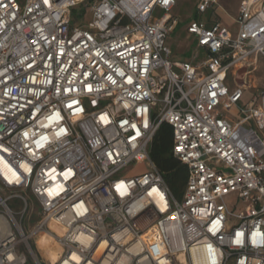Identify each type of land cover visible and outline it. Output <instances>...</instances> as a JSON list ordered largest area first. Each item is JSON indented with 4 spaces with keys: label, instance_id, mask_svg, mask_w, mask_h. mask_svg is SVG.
Segmentation results:
<instances>
[{
    "label": "built area",
    "instance_id": "obj_1",
    "mask_svg": "<svg viewBox=\"0 0 264 264\" xmlns=\"http://www.w3.org/2000/svg\"><path fill=\"white\" fill-rule=\"evenodd\" d=\"M218 2L178 61L176 0H0V264H264V79L244 106L223 81L264 71V0H240L235 33L203 19ZM161 124L180 199L149 158Z\"/></svg>",
    "mask_w": 264,
    "mask_h": 264
},
{
    "label": "rangeland",
    "instance_id": "obj_2",
    "mask_svg": "<svg viewBox=\"0 0 264 264\" xmlns=\"http://www.w3.org/2000/svg\"><path fill=\"white\" fill-rule=\"evenodd\" d=\"M230 1L233 2L234 0H230ZM197 5H198V0H176V6L172 10V14L178 18L179 24L166 39V46L171 52L172 60L183 61V60H188L190 57L191 48L194 45V40L192 37L186 34L185 29L188 22H190L191 20L197 17L196 16ZM83 8L84 6L82 5L72 10L73 20L76 25L86 24L91 21V13H89L88 10H86V15H85L84 14L85 10ZM224 22L228 23L229 25H232V21L227 17L224 18ZM233 27H232L233 33H235L237 31V27L234 25ZM239 76H241V78L234 79L232 78L231 72L229 71L223 76V81L229 92L235 89L236 81L239 83L243 82L244 84L245 83L247 84V87H244L243 89V98L240 102V105L244 106L252 97L257 96V94L261 89V83L264 79V71L261 66V63L258 62L254 66L253 70L250 69V74L245 80L242 78L243 73H241ZM225 114L230 116L234 114V111L232 110L229 112H225ZM243 117L244 116L241 115L237 119H234L233 123H241L240 120L243 119ZM148 169L149 168L147 162L144 161L134 166H130L127 170H125L122 173V176L125 178L137 176L148 171ZM228 203L232 204V201H228ZM230 208L232 209V207Z\"/></svg>",
    "mask_w": 264,
    "mask_h": 264
},
{
    "label": "trees",
    "instance_id": "obj_3",
    "mask_svg": "<svg viewBox=\"0 0 264 264\" xmlns=\"http://www.w3.org/2000/svg\"><path fill=\"white\" fill-rule=\"evenodd\" d=\"M172 130L161 124L149 146V158L161 174L165 184L175 198L180 199L188 177L187 168L172 155Z\"/></svg>",
    "mask_w": 264,
    "mask_h": 264
},
{
    "label": "crops",
    "instance_id": "obj_4",
    "mask_svg": "<svg viewBox=\"0 0 264 264\" xmlns=\"http://www.w3.org/2000/svg\"><path fill=\"white\" fill-rule=\"evenodd\" d=\"M239 2L240 0H234L233 2L230 0H219L218 4L216 6L211 7L208 12L204 15V17H202L208 22H219L221 25L233 32V25L236 26L234 23V18L237 15ZM231 11L234 13H232ZM225 17L229 18L232 21V25H229L228 23L224 22Z\"/></svg>",
    "mask_w": 264,
    "mask_h": 264
},
{
    "label": "bare ground",
    "instance_id": "obj_5",
    "mask_svg": "<svg viewBox=\"0 0 264 264\" xmlns=\"http://www.w3.org/2000/svg\"><path fill=\"white\" fill-rule=\"evenodd\" d=\"M38 247L47 253L50 262H54L58 257L59 250L58 248L52 243V241L48 237L42 236L37 241Z\"/></svg>",
    "mask_w": 264,
    "mask_h": 264
},
{
    "label": "snow or ice",
    "instance_id": "obj_6",
    "mask_svg": "<svg viewBox=\"0 0 264 264\" xmlns=\"http://www.w3.org/2000/svg\"><path fill=\"white\" fill-rule=\"evenodd\" d=\"M165 3H167V0H164ZM51 119V118H50Z\"/></svg>",
    "mask_w": 264,
    "mask_h": 264
}]
</instances>
